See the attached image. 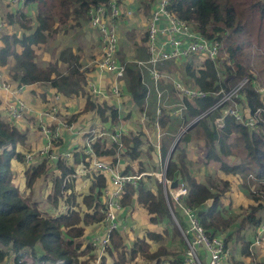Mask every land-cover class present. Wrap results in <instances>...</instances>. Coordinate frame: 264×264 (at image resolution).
<instances>
[{"label": "trees", "instance_id": "16d2710c", "mask_svg": "<svg viewBox=\"0 0 264 264\" xmlns=\"http://www.w3.org/2000/svg\"><path fill=\"white\" fill-rule=\"evenodd\" d=\"M139 1L145 10L156 3V0ZM105 2L106 0H23V5L34 7L35 26L28 35L0 37V67L6 65L8 58L14 61L16 73L13 77L18 86L47 84L58 89L59 85H65L69 78L82 74L77 61L74 60L66 67L65 76L53 74L47 67H38L34 63L31 47L45 44L47 39L55 35L56 30L67 27L71 21L86 22L88 12ZM165 11L188 23L199 35L215 43L224 60L222 63L218 60L214 63L203 58L200 69L196 71L193 70L196 65L190 62L191 59L180 60L178 64L181 68L174 62L171 64V73H167L169 78L158 82V93L167 92L170 97L175 94L171 90L172 76L181 74L187 81L186 85L207 94L194 100L183 99L185 110L180 118L166 116L161 110L157 115V124L164 131L159 145V154L163 160L172 145L173 135L184 128L169 152L163 178L172 182L176 176L179 177L178 184L183 185L186 190L179 204L192 211L205 235L217 236L225 248L239 245L240 258L248 257L249 239L244 238L242 231L246 228L256 230L262 222L258 214H264V127L260 125L264 93L255 90L258 87L264 92V70L258 65L260 62L264 63V0H166ZM11 19L8 16L7 23L10 25ZM24 19L25 16L20 13L16 22ZM15 46L19 48L17 53L14 51ZM255 70L257 74L254 73ZM218 73L223 81L218 80ZM242 78H247L248 83L239 89L233 101L240 110L243 122L251 118L257 109L261 110V114H258L259 121L256 120L255 128H248L226 115L222 118L221 128L216 129L213 122L219 117V113L213 106L219 96L211 93L219 89L227 91ZM121 80L125 94L138 111L139 117H135L136 113H133V119L141 122L143 110L149 113L155 111L157 96L154 82L149 75L143 77L132 66L124 67ZM91 111L96 113L101 123H106L107 117L111 124L117 122V112L114 109L105 105L96 106L87 96L80 111L71 115L67 124ZM203 113L205 115L202 119L191 123ZM14 123L15 120L0 116V264L9 258L11 264H91L95 254L85 233L86 229L99 225L100 233L106 230L103 211L107 195L104 191L111 190L106 176L99 172L83 175L89 178V186L85 194L77 195L73 191L74 179L71 176L77 174L76 166L81 172L89 169L90 160L82 151L73 152L70 162L59 158L51 179L52 190L46 195L44 202L51 208L60 207L62 210L55 216L42 214L37 203L31 201L30 196L23 198L17 185L13 183L10 162L24 164V155L16 149L23 147L26 142L25 132L18 131L13 126ZM191 138L199 140L203 148H206L204 164L214 162L218 165L203 182L192 176L186 164L184 148H179V144L184 146ZM60 143L61 140H54L51 144L56 147ZM120 144L121 147L118 148L105 136L95 139L92 145L95 158H109L110 165H115L117 158H124L138 166L139 148L144 145L142 133L138 130L129 131L121 135ZM50 154L51 151H48L35 164H24L25 190H29L38 179L49 173V165L52 164L48 159ZM227 157L238 162L228 164L222 160ZM123 165L120 174L129 175L130 166ZM143 173L139 169L135 185L126 184L122 188L119 194L120 208L127 209L134 201L146 212L150 224L162 223L164 227L159 233L145 231L141 237L134 239L128 250L125 249L121 232L118 229L111 231L108 246L98 264H125L138 257L148 264H162L161 257L170 254L162 246L151 250V243L166 235L168 224H172L171 216L177 226L182 229L185 227L179 208L172 205L163 185L157 182L151 190L146 186L149 177ZM235 184L249 198L246 205L236 207L242 213L238 217L225 215V210L230 209H224L221 202L224 200L223 196L232 191L231 185ZM253 184L258 192L252 190ZM225 200L230 203L229 198ZM171 233L172 236L178 235L176 227H171ZM224 261L225 259L223 264L226 262ZM177 262L181 264L180 261ZM166 264L173 263L167 261ZM254 264H264V259Z\"/></svg>", "mask_w": 264, "mask_h": 264}, {"label": "crops", "instance_id": "0c3cea01", "mask_svg": "<svg viewBox=\"0 0 264 264\" xmlns=\"http://www.w3.org/2000/svg\"><path fill=\"white\" fill-rule=\"evenodd\" d=\"M0 1L5 5L4 9L0 8V12L4 15H6L5 10L7 9V7H16L15 11H13V13H10L12 15H9L12 18L11 25L7 23L4 27H2L0 31V37L6 35H15L16 37H20L22 34L28 35L35 26L33 19V5L25 6L23 5V0H20L19 3L10 1V5L5 4L6 0ZM156 4L157 2L154 5L148 7V10L143 11L138 1L121 0L120 9L122 11V16L117 26L116 34L118 43L117 62L123 67H135L134 65L136 62H141L146 58L147 54L145 48V31L149 22L150 14L154 10ZM17 12L25 16V19L28 23L25 28L20 27L16 23V21H14V14ZM31 49L34 55V63L38 67H47L50 71H52L53 74L60 75H64L65 69L62 68L66 65V62L65 65H58L57 70H54L56 69V67L51 64L53 59H57L54 57V55L60 56L61 52H65V54H71V51L75 50L74 54L77 58V63L80 65L79 71H81L82 73V82L79 84H74V82H69L67 80L66 83L71 87L72 92H69L71 95H63L59 93L58 89L50 87L47 84L18 86L15 78L13 77V74L16 73V69L14 67V61L11 58L7 59L6 65L4 67H0V116L1 118L7 117L5 112V104L12 100L11 93L13 95V98L18 99L21 103H23L26 113H24L19 119H14L15 123L13 126L18 131L25 132L26 134V142L24 146L18 148L22 150L20 152L22 153V155H32V161L29 165L35 164L44 158L42 150L45 146V140L40 133V130L38 129V125L41 122V119L37 115L41 112L48 111L50 107H54L56 109L55 117L58 121H60L59 117L61 118V120H68L71 115L80 111L84 104L85 97L88 96L94 103V105L99 107L105 105L106 107H110L117 112L116 124H111V122L108 121V117L106 123H101L96 113L91 111L83 116L78 117L74 122H72L70 124V131L62 130L60 145L56 147L52 146L50 148L52 155L56 157V162L61 157V155L65 153H69V158L65 159V161L70 162L73 152H81L89 131H91L90 136L93 138L96 137V139L98 135L108 138V134L112 133L114 130L118 131L120 135H124L129 131H140L139 129H136L140 121L136 122L133 119V113H138V111L134 107L128 96L125 94L123 81L121 79H115L110 75L98 73L95 68V63L100 59L98 37L96 32L88 27L87 21H71L68 23L67 27L56 30L55 35L47 39L45 44L41 45L40 47L38 46L37 48L32 46ZM14 51L17 53L19 51V48L15 46ZM39 53L42 54L38 57ZM69 54L67 59H69L71 56ZM171 64L174 63L169 62L162 68V70H165L166 73L170 74V71L173 69V66ZM177 65L179 66L178 62ZM147 75L148 74L145 72L142 73L143 77H147ZM172 77L173 79L178 80V76L176 74ZM89 85H93L100 94L92 96L89 93ZM113 87L117 88L119 96L114 97L112 96V94H110V91ZM3 88H5V90H3ZM123 97H126V99H124ZM166 100V106L161 111H163L166 116L171 115L177 117L176 107L182 101V99L174 94L170 95V97L169 95H167ZM142 112L145 114V116L141 120V123H145L146 127L151 130V134L154 136L156 143L159 146L164 131L157 124V116L155 114V111L153 113L152 111L149 113L148 111L146 112L145 110H143ZM178 117L180 118L181 115ZM148 121H150L149 125ZM60 122L66 123L62 121ZM55 125V122L47 120L48 128H53ZM158 146L156 148V152L160 156ZM185 155H187L185 158L187 167L192 174L187 162L189 158L187 152H185ZM99 160L107 164H110L111 161V159L104 157L100 158ZM56 162H51L52 166L49 165V173L47 175L50 174L52 175V177L54 176L53 171ZM122 164H125L123 163V160L121 158H117L115 165H110V167H114V169L120 173ZM16 166L17 167L15 169V172L11 173L12 176H14L15 174H19L23 178L24 164L21 165L16 163ZM76 171L77 174H74L73 176V191L77 195L85 194L89 186V178L83 176L85 174L84 171L81 172L80 168H78L77 166ZM78 172L81 173L79 174ZM192 176L194 175L192 174ZM39 180L40 179H38L34 184L35 187H39L37 193L40 194L42 191L44 192V198L46 197V195L50 194L52 190L51 179L49 182H46L44 180L45 182L43 183H39ZM15 185L21 187L20 190H22V192L19 190L20 194H23L26 197L30 196L29 191L25 190L24 188V178L23 184L21 186L17 181L15 182ZM146 186L148 188H151V190L154 189V184L152 185L150 183H147ZM33 187L30 188L31 191ZM33 196L34 195L30 197L33 198ZM44 199H37L35 201L37 203L38 209L42 212V214H45L47 216H55L59 213L60 210H62L60 209V207H49V205L43 201ZM230 204L232 207L246 205V203H239L235 205L234 198L230 199ZM116 222L118 225V230L121 232L122 237H126V242H132L135 238L141 237L147 230L159 233L164 227L162 223L156 225L151 224V227H148V216H145L142 213V211L138 208L134 201L129 206V208L124 210L121 209L119 212H117ZM124 226H126L128 229L124 228ZM135 227L138 228L133 229ZM129 229H132L131 232L133 234H130ZM100 231L101 225L86 229V240L96 234H99ZM248 242L250 244L251 242H253V240L249 239ZM260 244L261 243H259L256 247H252V249L254 251H258L260 249ZM152 246L153 245H151V247ZM128 247L129 245H127V248ZM3 264H11V259L6 260Z\"/></svg>", "mask_w": 264, "mask_h": 264}, {"label": "built area", "instance_id": "2783aa9c", "mask_svg": "<svg viewBox=\"0 0 264 264\" xmlns=\"http://www.w3.org/2000/svg\"><path fill=\"white\" fill-rule=\"evenodd\" d=\"M16 2V0H13ZM166 0H159L154 10L150 14L149 22L145 31V48L146 58L141 62L135 63V68L139 74L143 72L147 73L154 82V89L156 92V105L155 114H159L166 106V96L168 93H158V82L169 78V75L162 70V68L169 62H179L184 59H191L194 65L201 67L203 58L210 59V61L216 63L220 59L221 53H219L217 45L211 41H208L204 36L199 35L198 32L189 26L188 23L176 19L173 15L165 11ZM120 0H106L104 4L98 5L92 8L88 12V27L94 30L98 37L100 59L95 63V68L98 73L113 76L115 79H121L124 72V67L117 62V34L116 29L122 16ZM128 14V13H126ZM3 25L0 21V31ZM195 68V66H194ZM218 80L223 81L221 75L218 73ZM247 78H242L235 86L229 88L227 91L219 89L215 93H211L214 96H219L217 102L213 106V109L218 110L219 117H217L213 125L216 129H220L222 125V118L226 115L232 117L235 122L243 123L248 128H253L256 124V117L260 113L257 109L251 118L243 122L241 120L240 110L233 101L237 96L239 89L247 85ZM89 93L93 95L100 94L98 90L93 86H88ZM5 90V88H3ZM20 90V88H19ZM171 90L182 99V101L176 107L177 116L185 110L183 99L194 100L196 98H203L207 94L203 91L192 89L189 85L184 86L178 80L171 79ZM256 91L263 94L262 88H255ZM112 96H119V92L116 87H113L110 91ZM5 104V112L9 119H19L24 113H26L23 103L18 99L13 98ZM55 108L50 107L48 111L39 113L37 116L41 119L38 125L40 133L44 137L45 146L42 153L45 157L46 153L50 151L52 142L54 140H60L61 131H70L71 125L67 123H61L55 117ZM205 113L198 116L191 123L196 122L203 118ZM141 120L145 114L141 113ZM47 120L55 122L56 125L52 128L47 127ZM89 131L86 136L84 147L81 150L82 153L89 158L90 167L84 170V175L91 172H99L104 174L109 182L111 188L110 191H104L106 205L103 211V224L104 230L102 233L96 234L87 239L88 244L93 248L94 264H98L100 258L103 256L106 247L108 246V236L113 230L118 229L116 222L117 212L121 210L119 205V194L122 188L126 184L132 186L135 185V181L138 177L129 175H121L114 167H110V164L104 163L95 158V151L92 147L93 141L96 139L90 136ZM101 137L98 135L97 138ZM120 133L113 131L108 134V139L111 143L121 147ZM94 140H93V139ZM49 156V160L56 159L52 153ZM63 160L69 158V153L61 155ZM32 161V155H24V164L29 165ZM165 163L163 165V169ZM73 178V176H71ZM170 182L162 180V185L165 188L169 187ZM186 190L183 185H177L176 189L169 192L168 195L173 204H175L182 216L184 217L185 227L182 229L186 252L183 255L181 264H203V259L200 260L198 256V249L201 248L204 252L209 254V264H223V260L227 256V248L223 247L221 239L217 236H207L199 226L195 217L192 215V211L187 208L181 207L179 200L184 197ZM103 226V225H102ZM102 227V229H104ZM255 234L258 235L253 242L248 245V250L251 251L252 247H256L260 241L264 239V221L256 228ZM55 264H60L59 262Z\"/></svg>", "mask_w": 264, "mask_h": 264}, {"label": "rangeland", "instance_id": "374dc122", "mask_svg": "<svg viewBox=\"0 0 264 264\" xmlns=\"http://www.w3.org/2000/svg\"><path fill=\"white\" fill-rule=\"evenodd\" d=\"M10 1H13V0H6L5 4L6 5H10ZM19 1L20 0H16V3L17 2L19 3ZM136 1L139 2V4L141 5L142 10L144 11L145 10L144 9V5L141 3V1H139V0H136ZM120 2H121V0H120ZM14 4H12V5H14ZM145 5H147V4H145ZM4 6H5L4 3L0 1V8L4 9ZM15 9H16V7H14V6L10 7L9 6L5 10L6 15H4V14H2L0 12V21L2 22L3 27L7 23L8 16L12 15L10 13H13V11H15ZM19 14H20L19 12L14 14V17H15L14 21H16V19L18 18ZM16 23L20 27H24V26H26L28 24L25 19L22 20V21L16 22ZM74 52H75V50L71 51V54L68 53L69 55H71L69 59H67L68 58V54H65V52H61L60 56L54 55V57L57 58V59H53L52 63H51V64H53L56 67V69H54V70H57V66L58 65H62V66L65 65V62H66V65L63 66L62 69L66 70L65 67H68V65L71 64L74 60L77 61V58H76ZM41 54L42 53H39L38 57L41 56ZM220 59L224 60V56H223L222 53H221ZM223 60H219V62L222 63ZM263 64L264 63L260 62L258 65H259L260 69L264 70ZM198 69H199L198 66H195V68L193 66V70L194 71H196ZM220 69H221V67L218 70H220ZM163 71H165V70H163ZM254 73L257 74L256 70H255ZM65 75L66 74L64 72V76ZM176 75L178 76V81L182 85L187 86L186 85L187 81L181 76V74L180 75L176 74ZM68 81L69 82L72 81V82H74V84L81 83L82 82L81 74L80 75H75L71 79L69 78ZM58 90H59V93H61L63 95H71L70 93L72 92L71 87L67 83H65V85H59ZM123 98L126 99V97H123ZM125 109H126V107H125ZM260 114H261V110H260ZM135 117H139L137 113L135 114ZM258 119L259 118L257 116L256 120L259 121ZM59 120L62 121V122H66L67 123V119L66 120L62 119L61 120V118L59 117ZM149 124H150V121H148V125ZM260 125H262L264 127V110L262 111V119L260 117ZM253 128H255L254 125H253ZM136 129H139L140 132L142 133L143 142H144V145L139 148V150H140V156H139V160L140 161H139V164H138V166H135L134 162H131V161H129V159H124V158L122 159L123 163H125L124 165H126V166H128V165L130 166L129 175L135 177V176H137L136 174H137L138 170L142 169L143 172H144L143 174L151 175V176H148L149 177V181L147 183H150V184L153 185V184H155L157 182H160L162 184L163 171H164L163 165L165 163V166H166V162H167V159H168V154H169V152H170V150L172 148V145L177 141V139H179V135L182 133V130H184V128L181 131H179V133L177 132L176 134L173 135L172 145H170L169 151L167 153V156L164 158V160L156 152V148H157L158 145L156 143V140H155L154 136L151 134V130L148 129V127H146V124L139 122L138 123V127ZM179 148H184V151L187 152V154L189 156V158L187 160V162L189 164V168H190L192 174L200 182L206 181V177L208 175H210L211 172L213 170H215L217 168V166H218L214 162H209L208 164H204L203 161H204V156L206 154V148L204 149L203 146H202V143L199 140L195 139V138H191V140L189 141V143L187 145L183 146L182 144H179ZM16 151L17 152H21L22 150L17 148ZM222 160L224 162H227L228 164H233V163H237L238 162L236 159L231 158V157L223 158ZM124 165H123V167H124ZM16 167H17L16 163L14 161H11L10 162V171H11V173L15 172ZM12 178H14L13 179V183L14 184H15L16 181L18 182V184L20 186L23 184V178H22L21 175L15 174L14 176H12ZM50 179H52V175L49 174V175H47L45 177L40 178V180H39L40 182L39 183H43L45 181L49 182ZM33 186H32L33 187L32 191L30 189L28 190L30 196L34 195L33 198L30 197V199H32L31 201H36L37 199H44L45 198V197L43 198L44 192L42 191L40 194L37 193V190H38L39 187H35V184ZM17 187L20 190L21 187H19L18 185H17ZM40 188H42V187H40ZM231 188H232V191L230 192V194L224 195L223 196L224 200H221V202L223 204L222 206H223L224 209H225V207H228V209H230V210H225V215H235V216L238 217L242 213H240V211L238 209H236V207H232L231 204L229 202H227L225 199H228V198L229 199H233L234 198L235 205H237L239 203H241V204L247 203L249 201V198L246 197L247 194H246V192L243 189H240L241 191L239 190V185L238 184L237 185L236 184L235 185H231ZM252 190L253 191H257L256 185H254V184L252 185ZM20 191L22 192V190H20ZM164 191L166 193L171 192L168 188H165ZM243 191L246 194V196L244 195ZM20 195L23 198L26 197L23 194H20ZM165 199H166V197H165ZM172 205L175 206L174 204H172ZM138 208L146 216V212H144V210L142 208H140V207H138ZM258 215L261 217V219H262L261 221L263 222L264 221V214L260 215V213H259ZM171 221H172V224H168V226H167L166 235L161 240H158L156 242H152L151 243V245H153L151 247V250L156 249L157 246H162V247L165 248L167 253L170 254V255H166V256H162L161 257L160 262L162 264H166L167 261H170L173 264H175L177 261L181 262V260L183 258V255L186 252L185 243H184V237H183V233H182V228L177 226V224L175 222V219L172 216H171ZM147 226L151 227V224L147 223ZM172 226L176 227L177 233H178L177 236H172V233H171V227ZM124 228L128 229L126 226H124ZM137 228L138 227H135L133 229H137ZM129 230H130L129 231L130 234H133L131 232L132 229H129ZM242 234H243V236H245L244 238L246 240H248V239L254 240L256 237H258V235L255 234V229L250 230L249 228H246V229H244L242 231ZM123 238H124L125 243H126V248L125 249L126 250L130 249V247H131V245H132L134 240L132 242H126V237L123 236ZM260 243H261L260 244V249L258 251H254L252 248H251V251H249L248 248H247V253L249 254V256L248 257H242V258H240V256H239V249H240L239 245L235 244L234 246H231V248H227V253L228 254H227L226 258H225L226 262L224 261L225 264H254V263H257L258 261H262L264 259V239L262 241H260ZM127 245H129L128 248H127ZM198 256H199L200 260H202L204 258V251L201 248L198 249ZM94 261L95 260H93L91 264H94ZM125 264H148V263L145 260H143L142 258L138 257L134 261L126 262ZM178 264H180V263H178Z\"/></svg>", "mask_w": 264, "mask_h": 264}, {"label": "water", "instance_id": "95a60500", "mask_svg": "<svg viewBox=\"0 0 264 264\" xmlns=\"http://www.w3.org/2000/svg\"><path fill=\"white\" fill-rule=\"evenodd\" d=\"M156 2L158 3L159 0H156ZM174 145H175V143L172 145V148H173ZM172 148H171V150H172ZM171 150H170V152H171ZM169 156H170V153H169L168 157H169ZM51 162H52V163H55V162H56V159H51ZM178 182H179V177L176 176L175 179L169 184L168 189H169L170 191L175 190L176 187H177V185H178ZM203 264H209V254H208L207 251L204 252Z\"/></svg>", "mask_w": 264, "mask_h": 264}, {"label": "clouds", "instance_id": "9594fccd", "mask_svg": "<svg viewBox=\"0 0 264 264\" xmlns=\"http://www.w3.org/2000/svg\"><path fill=\"white\" fill-rule=\"evenodd\" d=\"M171 183V182H170Z\"/></svg>", "mask_w": 264, "mask_h": 264}]
</instances>
